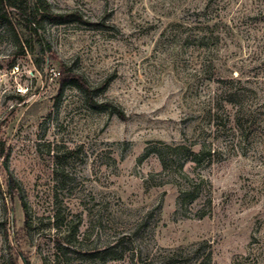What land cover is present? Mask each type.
Here are the masks:
<instances>
[{"label": "rangeland", "instance_id": "obj_1", "mask_svg": "<svg viewBox=\"0 0 264 264\" xmlns=\"http://www.w3.org/2000/svg\"><path fill=\"white\" fill-rule=\"evenodd\" d=\"M38 4L70 16L43 24L53 57L0 25V184L19 186L0 192V264H131L135 245L199 242L213 264H264V0ZM63 66L106 105L63 86ZM167 145L211 155L172 175ZM186 181L204 184L180 209Z\"/></svg>", "mask_w": 264, "mask_h": 264}, {"label": "trees", "instance_id": "obj_2", "mask_svg": "<svg viewBox=\"0 0 264 264\" xmlns=\"http://www.w3.org/2000/svg\"><path fill=\"white\" fill-rule=\"evenodd\" d=\"M38 1L40 0H0V25L6 26L12 31L17 46L21 50H27L35 54L34 52L36 48H38L39 53L42 55L53 57L52 47L45 36L43 24L46 19L62 21V19L70 16L54 14L48 8L42 10L38 6ZM37 65L39 66L38 63ZM60 74L63 76V86L72 84L82 90L88 97L93 109L100 110L106 105L94 101L91 97L90 87L85 84L80 76L73 74L69 68L63 66ZM155 153L160 160L163 171L176 175L179 168L183 169L187 163L193 162L198 164L202 161L201 158L208 155L210 156L211 150L202 148L200 151L196 152L193 149L181 145H167L156 149ZM7 157L6 143L0 139V161L2 160L5 162ZM191 181H186L185 186L180 190V209H184L187 205V200L195 196L198 192L199 185L204 184L202 182L199 185L192 184ZM7 187L8 190L4 193L0 184V192L3 197L8 194L11 202H13L15 192L19 190L18 183L14 179L9 178ZM22 207L24 211V229L27 230L30 226L28 209L24 202H22ZM203 217V214L202 216L199 215L200 219ZM5 235L6 241L9 242L10 237L7 229ZM133 243H131V246H133ZM140 247L141 246L135 245L131 248L129 256L131 264H213V253L207 242H199L176 248L159 247L155 251L150 249L149 246H145L144 248ZM116 253H120V255L115 254L116 257L113 259H122L127 252L122 250ZM13 263L17 264V261Z\"/></svg>", "mask_w": 264, "mask_h": 264}]
</instances>
